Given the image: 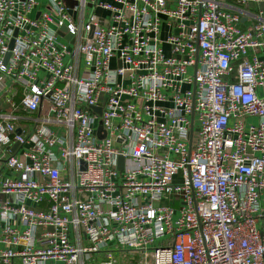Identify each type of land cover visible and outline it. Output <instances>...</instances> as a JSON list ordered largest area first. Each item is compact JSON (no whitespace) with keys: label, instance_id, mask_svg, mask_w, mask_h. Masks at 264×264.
<instances>
[{"label":"built area","instance_id":"2783aa9c","mask_svg":"<svg viewBox=\"0 0 264 264\" xmlns=\"http://www.w3.org/2000/svg\"><path fill=\"white\" fill-rule=\"evenodd\" d=\"M229 4L264 8L0 0V264H264V10Z\"/></svg>","mask_w":264,"mask_h":264},{"label":"crops","instance_id":"0c3cea01","mask_svg":"<svg viewBox=\"0 0 264 264\" xmlns=\"http://www.w3.org/2000/svg\"><path fill=\"white\" fill-rule=\"evenodd\" d=\"M231 10L235 12H241L242 13V28L245 30L251 29L254 24L258 23L261 15L260 12L264 10L263 7L257 4H252L249 7H243L236 4H229ZM264 19V15L262 16ZM18 101V99H17ZM3 109H7V111L10 110L8 106L3 107Z\"/></svg>","mask_w":264,"mask_h":264},{"label":"water","instance_id":"95a60500","mask_svg":"<svg viewBox=\"0 0 264 264\" xmlns=\"http://www.w3.org/2000/svg\"><path fill=\"white\" fill-rule=\"evenodd\" d=\"M65 32H67V28H66V26H62V27L60 28V30L58 31V34H59V36L65 38L67 41H70L71 43H73L72 35H71V34L64 35ZM13 47H14V41L11 42V44H10V49H13ZM9 57H10V53L7 54V56H6V61L9 59ZM95 110H96L97 112H99V113L101 112V110H100L99 108H96ZM101 130H102V127H101V125H100L99 132H101ZM20 132H21V131L18 130V133H20ZM123 166H124V158H123V157H120L119 170L122 171V170H123Z\"/></svg>","mask_w":264,"mask_h":264},{"label":"rangeland","instance_id":"374dc122","mask_svg":"<svg viewBox=\"0 0 264 264\" xmlns=\"http://www.w3.org/2000/svg\"><path fill=\"white\" fill-rule=\"evenodd\" d=\"M0 203H3V198L2 196H0ZM120 255V254H119ZM122 256L124 258H122ZM137 256V255H134L131 251L129 250H126V251H123L121 253V257H118V255H116V257L119 258V262H121V264H130L133 260V258ZM136 258V257H135Z\"/></svg>","mask_w":264,"mask_h":264}]
</instances>
